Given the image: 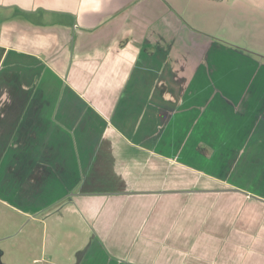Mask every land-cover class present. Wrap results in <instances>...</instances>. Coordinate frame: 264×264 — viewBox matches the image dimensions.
<instances>
[{"label":"crops","instance_id":"crops-1","mask_svg":"<svg viewBox=\"0 0 264 264\" xmlns=\"http://www.w3.org/2000/svg\"><path fill=\"white\" fill-rule=\"evenodd\" d=\"M189 2L0 0V210L51 229L15 264H264V65Z\"/></svg>","mask_w":264,"mask_h":264},{"label":"rangeland","instance_id":"rangeland-1","mask_svg":"<svg viewBox=\"0 0 264 264\" xmlns=\"http://www.w3.org/2000/svg\"><path fill=\"white\" fill-rule=\"evenodd\" d=\"M169 1L171 3L170 7L175 6L178 11L182 10L181 6L176 5V0ZM201 1L190 0L189 4L194 5V10L198 9L199 12L211 13L212 15L211 28L208 30L211 34L207 35L206 41L208 43L214 41V44L228 48L226 51L230 52V55L232 51L238 52L251 60H255V64L264 65V0H223V2L215 0L213 3L205 1L204 4ZM201 4L203 7H200ZM190 9L189 6V11ZM181 26L188 27V23L184 20ZM221 68L222 65L219 63L215 67V71L216 69L221 70ZM256 70L254 68V74H250L252 70H249V73L246 71L245 77H256V80H258L261 76L263 80L261 82V92L264 94V76L259 71L255 74ZM8 216L14 220V223L5 225L3 223L5 219H8ZM33 224L22 215L15 213L7 215L0 210V253L3 254L4 252V256L0 255L2 263L15 264L16 255L24 256L30 250L34 253L39 250L38 255H41L42 246L50 240L51 229L44 228V226L36 227ZM65 231L64 241L67 240L69 233L68 230ZM72 232L75 234L80 233L78 230H72ZM85 235V230H82L79 235V242L83 240Z\"/></svg>","mask_w":264,"mask_h":264},{"label":"trees","instance_id":"trees-1","mask_svg":"<svg viewBox=\"0 0 264 264\" xmlns=\"http://www.w3.org/2000/svg\"><path fill=\"white\" fill-rule=\"evenodd\" d=\"M199 150H200L203 154H206V150H203L202 148H199Z\"/></svg>","mask_w":264,"mask_h":264}]
</instances>
